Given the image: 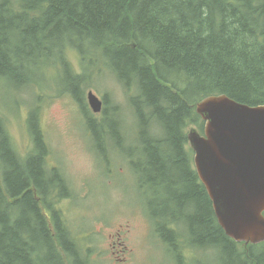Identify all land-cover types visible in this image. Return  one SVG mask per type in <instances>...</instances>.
<instances>
[{
  "label": "trees",
  "instance_id": "obj_1",
  "mask_svg": "<svg viewBox=\"0 0 264 264\" xmlns=\"http://www.w3.org/2000/svg\"><path fill=\"white\" fill-rule=\"evenodd\" d=\"M37 1L22 0L20 3L23 8H31ZM199 1L207 6L205 15L202 12L203 15L200 16L201 5L196 6L193 0H58L51 10L42 9L38 17L25 15L24 19H18L23 15H13L10 10L15 8L8 5L11 0H0V27L7 29L9 45L15 41L13 31L18 26L10 25L11 20H3L5 15L14 16L18 25L32 23L34 28H43L44 33L38 39L36 32L32 31V37L36 39L31 49V59L39 62L38 56L48 47L49 60L42 58L40 62L53 71L61 69L63 73H72L71 79L65 83L66 90L70 89L82 109L86 105L83 93L92 85L89 76L76 72L74 65L69 61L70 46L81 54L83 67L101 65L103 68L117 69L118 74H115V77L131 92V102L137 108V118L143 121L139 124V128L143 129L140 142L148 151L151 175L144 169L146 157L141 149L143 159L140 164L144 172H141L142 179L150 183L153 191L147 194L152 210L151 218L158 227L161 226L160 233L167 240L170 239L168 241H173L176 235L174 230H180L183 224V233H179L180 239L183 240L184 237L187 245L192 239L199 247L205 249L198 250L190 259L184 253L192 247L184 249L183 264H207L201 260V256L211 248L215 249L219 264H264V243L245 245L243 242H237L219 225L212 201L195 171L193 150L188 141L190 126L195 125L200 131L203 130L205 121L197 113L196 105L208 96L227 95L242 103L264 105V69L259 68L262 64L257 60H248L243 56L245 49L253 45H248L241 27H234L229 37H202L204 27L217 22L216 29L220 30L226 17L242 21L246 16H250L251 27L261 30L255 44L262 47L264 24L252 17L246 6L241 11L239 6L229 5L232 12L227 15L220 14L216 19L212 8L213 0ZM260 2L264 0H251L253 4ZM256 10L258 7L253 8V11ZM262 14L264 15V12ZM196 15L199 16V21L195 25L187 26ZM56 18L60 19L58 26L53 25ZM74 25L84 28L81 29L83 31L109 28L108 31L112 33L110 52L104 48L88 63L75 42H71L66 49L53 50L49 43L61 35L63 28L75 27ZM131 36L138 44L137 49L133 51V48H123L127 45L120 42L121 38L128 43ZM255 36L256 34L252 38H256ZM3 44H0V66L6 69L10 68L11 63L4 55ZM137 50L145 54L140 59H137ZM59 55L61 57L55 60ZM131 76L132 81L129 80ZM160 111L162 116L158 115ZM115 112L121 115L122 108L115 106ZM85 113L87 114V111ZM85 116L84 120L80 117L89 125L90 118ZM147 121H154L156 124L145 128L143 126ZM114 130L117 132L116 127ZM148 130L156 133L155 138H148L154 140L142 138L143 135H148ZM107 132L103 127L95 129L94 134L97 138H102ZM30 158L35 161L41 159L39 156L38 159ZM31 169V177L20 178V183L25 189L29 179H33L36 186L40 181L39 176L35 174L38 170L37 162L31 163ZM14 193L9 195L4 204L0 222L8 226L11 213L19 220L23 219L24 224H27L29 218L43 221L45 231L48 222L46 217L41 215L32 192L26 191L21 201L15 199ZM171 219L172 223L169 222ZM65 237L62 235L60 240L72 251L75 249L74 244L72 240L68 244ZM21 238L17 234L7 235L3 232L0 234V244L6 252L13 253L14 257H27L26 250L29 248ZM207 248L209 249L206 250ZM76 260L75 264H80Z\"/></svg>",
  "mask_w": 264,
  "mask_h": 264
},
{
  "label": "bare ground",
  "instance_id": "obj_2",
  "mask_svg": "<svg viewBox=\"0 0 264 264\" xmlns=\"http://www.w3.org/2000/svg\"><path fill=\"white\" fill-rule=\"evenodd\" d=\"M132 1V0H129ZM141 1V0H140ZM196 6L201 5V10L199 12L200 16L203 15L202 12H207V6L204 5L199 0H193ZM58 2V0H38L37 2H34V6L31 8H23V5L19 9H11L10 11L13 12V15L16 14H22L23 16L18 19H24L25 15L30 17H38L39 11L42 9H50L55 5L54 3ZM239 6L241 11L244 10V7H248V13L252 17H256L258 20H260L264 24V15L262 14L264 12L263 6L264 2H260L257 4H253L250 1L245 0H213L212 1V8L214 12V18H219L220 14H229L232 12V9L230 6ZM258 7V10L253 11V8ZM261 7V8H260ZM1 14V12H0ZM14 16L11 15H5L3 20H11L10 25H17L18 27H15V31H13L14 35V43H8L7 40V29L3 28V26L0 27V44L5 47L4 48V55L7 57V59H10V68L3 69L0 66V219H1V213L4 212V204L7 202L9 195L17 189V187H21V189H17V192H15V199L21 201L23 196L26 194V191L33 192L36 188H39L40 191H42L45 195L46 201L52 202L55 199H61V198H69V192L65 191V189H62L59 193L56 191V184L53 183L52 177L47 173L42 158L39 159V161H35L34 159H31L30 156L26 153H21L19 149L16 148L14 145L11 137H10V131L12 128V121L14 120H20L18 114L21 116L22 120L26 114L27 107H25V110L21 113H17L18 106L26 104L24 102V96L25 93H29V85L33 81V78H39V83L42 85L43 88L48 89L49 83L45 79V75H51L53 76V73L58 72L61 74L59 78L56 79L57 85H60L62 83L68 82L71 77L72 73L70 71L63 73L61 69L54 70L52 74H49L47 71H44L43 74H37L36 72L46 65L42 62V58H44L46 61L49 60V48L46 47L43 49L42 54L38 56L39 62L33 61L31 59L32 56V46L34 45V41L36 37L33 36V32H36L37 39L43 35L44 29L43 28H34L32 27L33 24L29 23L28 25L21 26L18 25L17 20ZM199 16H195L194 20H192L187 26L195 25L196 22L199 21ZM202 18V17H201ZM59 18H56L54 21L55 26H58ZM244 19L239 20L236 18H229L226 17L224 19L223 27L220 30L216 29V23H212L211 25H208L204 27L203 31L201 32L202 37H209V36H222L225 35L226 37H229L231 34V30L234 27H241V32L244 33V39L248 41V45H253V47H249L245 49V52L243 56L250 60L255 59L258 61V63H261L262 66L259 67L260 69H264V53H261L264 51V45L262 47H259L255 44V39H257V36L261 35V30H259L257 27L253 28L250 24V16H246ZM220 24V23H218ZM67 27L63 28L61 32V35L56 37L55 39L50 42V46L53 50H63L68 48V45L71 42H75L79 45L78 49H81L83 52L84 59L86 62H90L94 57H96L102 49H107L109 52L111 50V39H112V33L108 31L109 28H105L104 30L100 31H83L81 29H84L82 27ZM14 27V26H13ZM11 34V33H10ZM256 34V38H252L253 35ZM132 35V34H131ZM81 36H84L83 38ZM6 40V41H5ZM5 41V42H4ZM120 42H122L123 46L129 49H137V42L136 39L132 36L128 39V43L124 39L120 38ZM118 46V45H117ZM142 50V49H141ZM137 59L141 58L145 54L142 51L137 50ZM61 55L57 56L55 60L59 59ZM81 57V54H80ZM244 60V58H243ZM140 61V60H139ZM47 67V66H46ZM66 70V69H64ZM116 74H118L117 69L115 68L113 70ZM54 77V76H53ZM132 76L129 78V80L132 81ZM52 83H56L55 80L51 81ZM82 91V87H79ZM10 94V103L7 102V95ZM13 94H16L13 95ZM18 94V95H17ZM19 94H24V96H20ZM36 105L35 106L38 111H40L47 103V101H43L41 99H35L34 100ZM110 115H103L100 120H91V124L94 127V129H101L105 127L109 133H111L117 140H121V137L117 134V132L114 130V121H115V109L113 107L110 108ZM159 116H162L161 111L158 112ZM156 117V116H155ZM35 122L37 123L39 121V118L33 117ZM110 120L111 123L108 121ZM127 122H143L141 119L137 118V108L133 105V111L132 113H128L127 115ZM154 124H156L154 121H147L145 122L144 126L145 128H151ZM110 128L111 132H110ZM142 128V127H141ZM114 130V132H113ZM143 133V129H141L138 133L139 140L141 141L140 135ZM148 135H143L146 139L149 137L155 138L154 135L156 133L148 130ZM148 140H154V139H148ZM141 143V142H140ZM142 144V143H141ZM144 155L146 157V161L144 162V169L147 172H151L149 170L150 163L148 161V151H146V148L143 150ZM131 153L135 155V149L132 148ZM34 158L38 159V156H34ZM41 161V162H40ZM37 162V176H39L40 181L38 183V186H36V183L33 179H29L28 187L25 189L24 186L20 183L21 177H29L32 176V169H31V163ZM139 170L143 172L142 166H139ZM144 173V172H143ZM152 173V172H151ZM150 173V175H151ZM154 178H156L154 175H152ZM158 179V178H156ZM39 208V207H38ZM41 215L45 218L44 213L41 211ZM1 221V220H0ZM172 219L169 220L170 223H172ZM8 226H5L4 223L0 222V234L3 232H6L7 235H15L17 234L18 237L24 239V241L27 243V246L29 249L26 250L27 257H14L11 252H6L0 244V264H75L76 262L80 264H88L87 259L82 255V253L79 251L76 244H74V248L72 251L65 247L64 244L61 242L60 237L62 235H65V240L68 244H70V240L67 237L68 230H69V223L68 220L62 215L57 214L56 221L53 225L45 224L46 228L44 229V223L41 220L35 219V218H29L27 221V224L23 223V219L19 220L16 216L10 213L9 221L7 222ZM176 232L175 237L173 238V241H168L170 239H166L170 244V253H174L176 256V262L177 264H183V250L187 249L188 247L195 248L196 251L203 250L204 248L199 247L192 239H190V244L187 245L184 242L183 237V243L180 241V235L179 233H183V224L180 228V230H174ZM165 237V236H164ZM21 238V239H22ZM8 240V238H7ZM23 241V240H22ZM63 246V247H62ZM207 248L206 250H208ZM205 250V249H204ZM63 261V263H62Z\"/></svg>",
  "mask_w": 264,
  "mask_h": 264
},
{
  "label": "rangeland",
  "instance_id": "obj_3",
  "mask_svg": "<svg viewBox=\"0 0 264 264\" xmlns=\"http://www.w3.org/2000/svg\"><path fill=\"white\" fill-rule=\"evenodd\" d=\"M50 32H52V29ZM68 56L73 62H77L76 58L72 57L70 54ZM44 71H47L49 74L53 73V69L47 68L46 66L36 73L43 74ZM60 75L61 74L58 72L53 73L54 77L45 75V79L49 83L48 89L42 87L38 82L39 78H33V81L28 87L29 93H25V96L24 94H19V97L24 96V102L26 104L18 106L19 112L17 113L23 112L25 107H27L28 114L35 118L41 117V120L36 123L33 119V121L27 122L26 125V114L23 120L18 114L20 120L12 121L13 125L10 131V137L21 153L28 154L32 146L31 136L33 132L35 133L36 126L39 125L41 126L39 128H42L45 134L51 151L57 156V160L47 157L46 161L44 160L43 163L46 165L56 163L62 169L64 165L68 168V173L73 177V173L69 166V164L72 163V168L78 173L73 177L72 182L75 191L81 198L78 203L84 206H88L89 204L93 206L92 210H87L77 208V206H81L80 204H70L71 208L76 207V212H72V217L74 219L72 220L75 223L76 230L78 232L83 230L85 232H91L92 234L90 239L92 246L89 251L87 250L82 253V255L86 258L87 254L92 256L93 251L101 252L102 258L106 259L108 255L114 264H169V260H171L173 264H177L174 253L169 252L166 254L164 252H157L161 251L162 247L159 246L155 249L147 245L145 236L147 233L150 235V228L141 218L142 209L137 207L139 206L138 204L133 207L129 197L118 191L119 181L110 180L103 182L104 189L107 187L109 191V204L103 198L107 196L104 189H101V178L105 174L104 167L101 163H95V166L89 164L91 160H87L86 157L79 153L84 148V131L82 126L77 125V115L82 116L83 119L88 112L87 114L85 113V111H87L86 107L82 109L81 105V107L78 106L70 89L66 90L65 83L56 86V79L59 78ZM54 80L56 83L51 82ZM91 88L96 90L97 93H95L98 96L103 92H108L110 97L107 96V99L120 105V107L130 105L120 92V86L116 81H113V79L109 78L103 81L98 87ZM91 88H86L83 93L86 99L88 90ZM13 95L16 96V94ZM10 97L11 95L8 94V103H10ZM35 99L47 101L46 105L40 111L33 106L36 105ZM106 115H110V112H106ZM92 119L93 118H91V120ZM30 120H32V118H30ZM108 121L111 123L110 120ZM137 124H139L138 121ZM86 137L88 136L86 135ZM36 142L37 148L31 157H41V154L44 152V146L41 141L36 140ZM94 148L98 149L96 144H94ZM71 151H74L73 154ZM73 158L75 162L72 161ZM76 162L82 165L80 166ZM84 178H87V182L84 181ZM124 182L131 183V179L129 178V180ZM88 184L98 190L91 188ZM88 188L90 190L89 196L82 198L81 194H84ZM94 195H97L99 199L89 203V201H91L90 198ZM67 203V200L64 201L63 206L67 207ZM96 216L107 219L109 222L105 223ZM126 228L130 230L127 231ZM97 229L102 230L101 234L97 235L93 233V231ZM74 235L75 234H71V237ZM196 252L195 248L191 250L188 249L186 255L194 256ZM114 258L119 259L120 262L116 261ZM216 258L214 248H211L209 252H203L201 256V260H204L207 264H219ZM106 261L107 262H103V264H110L107 259Z\"/></svg>",
  "mask_w": 264,
  "mask_h": 264
},
{
  "label": "water",
  "instance_id": "obj_4",
  "mask_svg": "<svg viewBox=\"0 0 264 264\" xmlns=\"http://www.w3.org/2000/svg\"><path fill=\"white\" fill-rule=\"evenodd\" d=\"M94 109L101 103L90 94ZM206 120L204 136L189 140L194 163L218 220L238 241L264 239V107H251L225 95L197 104Z\"/></svg>",
  "mask_w": 264,
  "mask_h": 264
},
{
  "label": "flooded vegetation",
  "instance_id": "obj_5",
  "mask_svg": "<svg viewBox=\"0 0 264 264\" xmlns=\"http://www.w3.org/2000/svg\"><path fill=\"white\" fill-rule=\"evenodd\" d=\"M137 134H138V132H137ZM138 139H139V137L138 136H136V139L135 140H133V148L135 149V156L136 157H139V156H141L142 155V152H143V150H144V147H143V145H138L137 144V141H138ZM142 150V152H141V150ZM139 166H141V164H140V161H138L137 162V167H138V172H139V174H141V170H139ZM49 170H51V169H49ZM39 189V188H38ZM56 189L57 190H60V188H58V184L56 185ZM56 190V191H57ZM65 191H67V192H69V195H71V190H70V188H68L67 186H66V188H65ZM89 188L87 189V191L84 193V194H82V198H86V197H88L89 196ZM58 192V191H57ZM151 193H153V191H152V189H151ZM45 199V196H43V200ZM68 199H70V196H69V198H62V200H68ZM53 202V201H52ZM51 202V203H52ZM48 208H51L50 207V205H48ZM57 209H58V211L60 212V214H62V215H65V216H67L66 215V210H65V208L62 206V205H57ZM55 215V214H54ZM56 217V216H55ZM71 223V222H70ZM71 225H72V223H71ZM72 232H74V233H77V231L73 228V226H72V230H71ZM98 231H100V229L98 230ZM80 234H81V236H82V234L83 233H85V234H90V233H86V232H79ZM120 235V234H119ZM116 243V242H115Z\"/></svg>",
  "mask_w": 264,
  "mask_h": 264
}]
</instances>
